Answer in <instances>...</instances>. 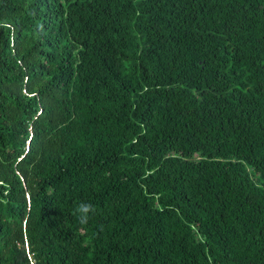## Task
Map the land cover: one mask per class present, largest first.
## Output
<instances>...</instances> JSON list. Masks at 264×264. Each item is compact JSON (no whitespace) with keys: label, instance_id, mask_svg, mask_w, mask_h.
Listing matches in <instances>:
<instances>
[{"label":"trees","instance_id":"trees-1","mask_svg":"<svg viewBox=\"0 0 264 264\" xmlns=\"http://www.w3.org/2000/svg\"><path fill=\"white\" fill-rule=\"evenodd\" d=\"M0 264H264V0H0Z\"/></svg>","mask_w":264,"mask_h":264}]
</instances>
